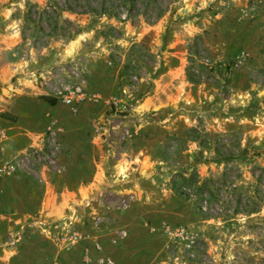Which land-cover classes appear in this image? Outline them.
<instances>
[{
	"label": "rangeland",
	"instance_id": "obj_1",
	"mask_svg": "<svg viewBox=\"0 0 264 264\" xmlns=\"http://www.w3.org/2000/svg\"><path fill=\"white\" fill-rule=\"evenodd\" d=\"M78 81L74 113L54 88ZM42 96L56 106L35 146L0 128V188L62 172L68 133L86 134L105 168L75 223L104 230L89 264H264V0H0V118ZM184 172L198 183L178 195ZM35 229L3 236L0 264H24Z\"/></svg>",
	"mask_w": 264,
	"mask_h": 264
},
{
	"label": "crops",
	"instance_id": "obj_2",
	"mask_svg": "<svg viewBox=\"0 0 264 264\" xmlns=\"http://www.w3.org/2000/svg\"><path fill=\"white\" fill-rule=\"evenodd\" d=\"M8 70H11L10 66ZM32 101L33 108L28 113L16 105L7 108L17 116L13 123L0 118V128L10 136L16 134L14 146H35L33 140L44 130L47 122L42 115L56 106L37 99ZM72 133H68L70 137L67 138V144L73 151L71 157L65 163L62 162V172L53 173L39 182L25 174L11 177L3 181L8 182L10 192L0 188V239L34 218H43L49 224H56L74 212L72 225L66 222L63 226H51L46 231L36 228L14 250L16 257L24 264H89L96 256L93 238L103 234L104 230H94L91 225V230H82L80 224L76 228L75 223L82 221L81 215L89 209L86 205L90 203V196L104 182L105 168L103 161H98L102 154L91 139L85 134L83 142L78 144L71 137L74 135ZM2 185L0 181V187ZM84 200L81 205L80 202ZM71 204L74 210L69 209ZM74 228L79 234L75 239L70 233Z\"/></svg>",
	"mask_w": 264,
	"mask_h": 264
},
{
	"label": "built area",
	"instance_id": "obj_3",
	"mask_svg": "<svg viewBox=\"0 0 264 264\" xmlns=\"http://www.w3.org/2000/svg\"><path fill=\"white\" fill-rule=\"evenodd\" d=\"M54 89V97H56L63 104L69 106L71 111L74 113H78L81 104L88 99V94L86 93L81 81L76 83L62 82L59 86H55ZM70 209L74 210L73 207H70ZM37 227L46 231L51 226H49L44 219L34 218L32 221L18 226L16 229L9 232L4 240V245L16 247L24 235L28 233V230ZM70 233L73 239L79 237V234L75 230H70ZM106 264H113V262L108 258L106 259Z\"/></svg>",
	"mask_w": 264,
	"mask_h": 264
},
{
	"label": "trees",
	"instance_id": "obj_4",
	"mask_svg": "<svg viewBox=\"0 0 264 264\" xmlns=\"http://www.w3.org/2000/svg\"><path fill=\"white\" fill-rule=\"evenodd\" d=\"M185 72H186V76L187 79L191 82H196L198 81L196 78V74L193 72L192 70V66H187L185 68ZM43 99H45V101L50 104V105H55L56 102V98L54 97H45L42 96ZM190 131L193 133L192 136V141H196L198 142V144L203 148L205 146H203V142L201 141L202 139V134H201V130L197 129V128H191ZM197 174L192 172L191 174H189V176H185V172L178 174L176 176V178L171 179V189L178 195H186L187 193L184 192L183 188L185 186H196L198 183V178H197ZM205 183H202L201 185H203ZM196 191H199L201 189V186L199 184V186L196 187ZM188 195V194H187Z\"/></svg>",
	"mask_w": 264,
	"mask_h": 264
}]
</instances>
